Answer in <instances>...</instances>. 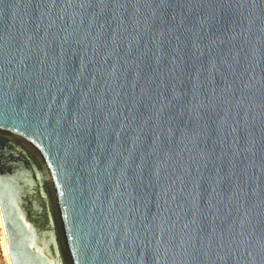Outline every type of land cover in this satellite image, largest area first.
<instances>
[{"label":"water","instance_id":"water-1","mask_svg":"<svg viewBox=\"0 0 264 264\" xmlns=\"http://www.w3.org/2000/svg\"><path fill=\"white\" fill-rule=\"evenodd\" d=\"M0 216L9 264H264V0H0Z\"/></svg>","mask_w":264,"mask_h":264},{"label":"rangeland","instance_id":"rangeland-1","mask_svg":"<svg viewBox=\"0 0 264 264\" xmlns=\"http://www.w3.org/2000/svg\"><path fill=\"white\" fill-rule=\"evenodd\" d=\"M3 234H4V232H3V229H2V226H1V223H0V264H9L5 249L3 248L4 247L3 241H2Z\"/></svg>","mask_w":264,"mask_h":264},{"label":"bare ground","instance_id":"bare-ground-1","mask_svg":"<svg viewBox=\"0 0 264 264\" xmlns=\"http://www.w3.org/2000/svg\"><path fill=\"white\" fill-rule=\"evenodd\" d=\"M0 223H1V226H2V220H1V216H0ZM2 229H3V226H2ZM4 232V231H3ZM2 241H3V245H4V249H5V252H6V237H5V234H3L2 236ZM7 253V252H6ZM5 254V253H4ZM6 256V255H5Z\"/></svg>","mask_w":264,"mask_h":264},{"label":"flooded vegetation","instance_id":"flooded-vegetation-1","mask_svg":"<svg viewBox=\"0 0 264 264\" xmlns=\"http://www.w3.org/2000/svg\"><path fill=\"white\" fill-rule=\"evenodd\" d=\"M28 214V213H27ZM51 250V249H50Z\"/></svg>","mask_w":264,"mask_h":264}]
</instances>
